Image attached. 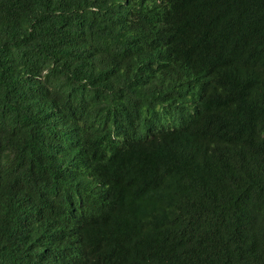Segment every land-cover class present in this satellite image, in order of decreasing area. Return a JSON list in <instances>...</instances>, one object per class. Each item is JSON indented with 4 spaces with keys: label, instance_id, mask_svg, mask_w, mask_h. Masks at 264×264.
<instances>
[{
    "label": "trees",
    "instance_id": "16d2710c",
    "mask_svg": "<svg viewBox=\"0 0 264 264\" xmlns=\"http://www.w3.org/2000/svg\"><path fill=\"white\" fill-rule=\"evenodd\" d=\"M0 264H264V0H0Z\"/></svg>",
    "mask_w": 264,
    "mask_h": 264
}]
</instances>
